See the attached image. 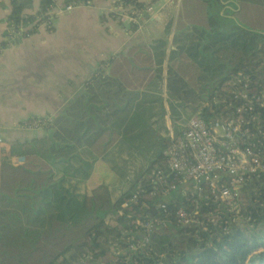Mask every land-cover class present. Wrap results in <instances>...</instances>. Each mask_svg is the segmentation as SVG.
<instances>
[{"label":"trees","instance_id":"trees-1","mask_svg":"<svg viewBox=\"0 0 264 264\" xmlns=\"http://www.w3.org/2000/svg\"><path fill=\"white\" fill-rule=\"evenodd\" d=\"M29 4L13 0L8 23L34 24V30L53 1L39 0L36 12L23 13ZM172 24L164 37L108 59L107 73L93 75L105 80L100 98H75L52 122L47 119L45 156H0V264H264V174L243 187L235 216L220 210L206 229L176 223V209L191 207L179 196L166 199L165 210L155 208L158 196L148 193L129 201L137 189L151 187L152 170L164 165L162 152L110 204L112 222L76 192L81 182L74 176H89L85 168L93 163L80 156V147L103 158L117 140L132 137L145 114L146 102H135L137 91L160 90L163 80L171 107L199 111L209 123L231 117V83L237 74H249L252 91L262 93L263 105L256 104L257 119L249 125L264 158V1L180 0ZM205 215L202 209L199 216ZM136 218L161 221L149 233L146 253L133 252L126 242L129 233L136 239L141 232L132 224Z\"/></svg>","mask_w":264,"mask_h":264},{"label":"crops","instance_id":"crops-1","mask_svg":"<svg viewBox=\"0 0 264 264\" xmlns=\"http://www.w3.org/2000/svg\"><path fill=\"white\" fill-rule=\"evenodd\" d=\"M29 1L23 13L38 10L39 0ZM136 1L142 5L152 4L156 16L135 28L116 19L115 9L122 5L120 0H82L68 11H54L51 26L40 21L33 30L34 24L18 28L10 25L7 16L13 0H0V156L8 149L15 154L30 155L24 151L35 150L37 143L47 140L48 130H21L15 128L17 123L35 117L52 122V117L62 113L75 98H84L87 94L100 98V87L105 80L93 75L107 73L110 57L126 52L131 45L162 38L168 22L172 21L174 25L180 0ZM22 30H27L29 35L20 34ZM159 88L137 91L135 102H146L141 120L161 117L167 119L168 134L178 132L183 127L179 130L171 128L169 115H175L177 120L175 113L181 109L174 103L170 106L165 80ZM123 91L125 95L135 94V91ZM195 112L188 109L186 114L192 116ZM81 152L87 154L92 165L101 159L86 145L80 147L82 157Z\"/></svg>","mask_w":264,"mask_h":264},{"label":"built area","instance_id":"built-area-1","mask_svg":"<svg viewBox=\"0 0 264 264\" xmlns=\"http://www.w3.org/2000/svg\"><path fill=\"white\" fill-rule=\"evenodd\" d=\"M52 1L51 8L44 12L41 20V24L47 27L53 23L54 11H68L78 5ZM115 14L117 20L139 26L153 20L156 11L152 4L138 8L136 5H117ZM20 34L27 36L29 32L22 30ZM231 86L232 100L227 101L231 117L206 123L197 111L180 131H170L162 151L164 165L152 170L151 187L148 190L137 189L130 202L148 193L149 196H158L155 208L165 210L166 199L179 196L191 207L176 209V223L181 226L198 225L201 229H206L220 210L233 216L237 214V199L243 187L264 174V158L255 132L249 125L257 119L256 104L263 105V101L261 91H252L249 74H237ZM47 122L46 118H28L18 123L17 129L41 130ZM127 203L123 201L121 205L126 206ZM202 209L206 211L204 219L199 216ZM132 224L141 232L136 239L134 234L129 233L126 242L133 252L142 250L146 253L149 233L161 221L136 218Z\"/></svg>","mask_w":264,"mask_h":264},{"label":"rangeland","instance_id":"rangeland-1","mask_svg":"<svg viewBox=\"0 0 264 264\" xmlns=\"http://www.w3.org/2000/svg\"><path fill=\"white\" fill-rule=\"evenodd\" d=\"M159 5L160 3L156 7L158 8ZM175 107L179 106L175 104ZM179 108L181 109L180 112L175 113L177 120L175 115H169V124L171 128L175 127L176 130L184 127L187 119L191 116V114H186L187 109ZM140 124L132 137H122L112 147L110 153L101 158L99 162L94 163L89 169L85 168L89 176H83L81 173L74 176L75 180L81 182L78 189L76 188V192L80 196H84L85 205L94 213L100 214L105 219L108 218L109 221H111L109 219L110 204L163 151L164 141L169 135L167 119L161 117L148 118L145 121L141 120ZM17 126L18 123L15 128ZM47 133V140L37 143L35 150L29 149L24 152H27V154L37 153L36 155L41 157L45 156L51 142L50 131L48 130ZM10 150L8 149L5 153L10 160L22 161L24 159V155L15 154L14 151ZM81 153L82 158L89 160L87 154ZM112 220L114 221V219Z\"/></svg>","mask_w":264,"mask_h":264}]
</instances>
